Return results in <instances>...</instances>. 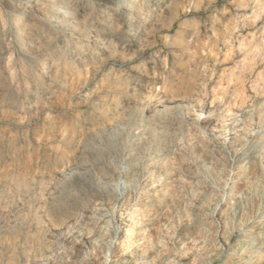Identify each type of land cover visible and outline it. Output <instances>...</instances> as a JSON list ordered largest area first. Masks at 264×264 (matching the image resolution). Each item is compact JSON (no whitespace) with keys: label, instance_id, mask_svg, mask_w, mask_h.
Listing matches in <instances>:
<instances>
[{"label":"rangeland","instance_id":"1","mask_svg":"<svg viewBox=\"0 0 264 264\" xmlns=\"http://www.w3.org/2000/svg\"><path fill=\"white\" fill-rule=\"evenodd\" d=\"M143 262L264 264V0H0V264Z\"/></svg>","mask_w":264,"mask_h":264},{"label":"bare ground","instance_id":"2","mask_svg":"<svg viewBox=\"0 0 264 264\" xmlns=\"http://www.w3.org/2000/svg\"><path fill=\"white\" fill-rule=\"evenodd\" d=\"M66 12H68L67 8H60L59 12L53 13L52 16H54L57 19H59V21H66V19L68 17V13H66ZM13 37H14L15 40H19V39L22 38V30H21V27L19 25H17L16 33H15V35ZM143 264H150V262H143Z\"/></svg>","mask_w":264,"mask_h":264}]
</instances>
